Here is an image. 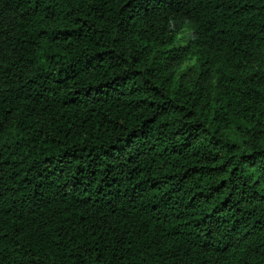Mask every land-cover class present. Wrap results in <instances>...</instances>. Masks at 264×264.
<instances>
[{
    "label": "trees",
    "instance_id": "16d2710c",
    "mask_svg": "<svg viewBox=\"0 0 264 264\" xmlns=\"http://www.w3.org/2000/svg\"><path fill=\"white\" fill-rule=\"evenodd\" d=\"M0 264H264V0H0Z\"/></svg>",
    "mask_w": 264,
    "mask_h": 264
},
{
    "label": "rangeland",
    "instance_id": "374dc122",
    "mask_svg": "<svg viewBox=\"0 0 264 264\" xmlns=\"http://www.w3.org/2000/svg\"><path fill=\"white\" fill-rule=\"evenodd\" d=\"M196 63V60H195V57H191L189 59H187L186 61H184L182 64H181V67L182 68H186L190 65H194Z\"/></svg>",
    "mask_w": 264,
    "mask_h": 264
}]
</instances>
